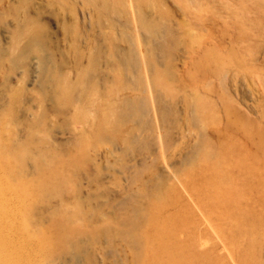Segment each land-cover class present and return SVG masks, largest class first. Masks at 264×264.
I'll return each instance as SVG.
<instances>
[{
	"label": "rangeland",
	"instance_id": "374dc122",
	"mask_svg": "<svg viewBox=\"0 0 264 264\" xmlns=\"http://www.w3.org/2000/svg\"><path fill=\"white\" fill-rule=\"evenodd\" d=\"M142 17L166 34L153 39ZM35 33L40 52L25 48ZM165 39L167 55L153 48ZM0 51L8 254L264 264V0H0ZM92 65L90 95L59 102L51 79L77 85ZM51 171L58 181L43 193Z\"/></svg>",
	"mask_w": 264,
	"mask_h": 264
},
{
	"label": "bare ground",
	"instance_id": "6f19581e",
	"mask_svg": "<svg viewBox=\"0 0 264 264\" xmlns=\"http://www.w3.org/2000/svg\"><path fill=\"white\" fill-rule=\"evenodd\" d=\"M141 24L143 26V28L146 30V32L154 39V37L156 36H160V35H165L167 32V27L164 24V22L162 21H158L156 19H151L148 17H142L141 18ZM29 24V23H28ZM30 25V24H29ZM30 34V33H29ZM28 34V35H29ZM35 36V37H34ZM34 36H31L28 38V43H27V47H25L26 49H32L34 51L40 52L43 50V48H41L42 43L41 41H39V35H37L36 33L34 34ZM172 40L169 41V39H165L164 42L162 43H158L155 40H152L153 42L155 41V43L153 44V48L157 49L158 51H160L161 53H165L166 55L170 52V44H172ZM85 42V41H84ZM169 51V52H168ZM7 57V52L5 51H0V64L3 62V60ZM13 57V56H12ZM15 57V59H14ZM13 59L16 60L17 57L14 56ZM129 59L132 60L131 63H133V65L136 63L134 56L132 54V52L129 53ZM232 58V57H231ZM43 59L45 60L46 64L49 63V61H52L53 64L49 67L52 69L53 71V75L56 74V77H58L60 70L58 65L55 62L54 59V55H52L51 53L46 54L43 56ZM126 65V63H125ZM92 66H88L85 69V77H82V79L80 80V82L76 85V83H73L70 80H62L64 81L62 84H60L59 82H56V80H54L53 78L51 79L53 85H54V92H55V96L57 98V100L59 102H63V103H72V102H76V101H81L82 99H84L87 95L89 96L91 93V85H93V72L95 67ZM139 66V65H138ZM198 66V65H197ZM210 67V65H209ZM216 68V67H214ZM222 68V67H221ZM135 69V68H134ZM133 69V70H134ZM137 69V68H136ZM139 69V68H138ZM222 70V69H221ZM83 75V76H84ZM192 76V75H191ZM82 85V86H81ZM96 90V89H95ZM94 92V91H93ZM96 94V93H95ZM94 95V94H93ZM129 100V99H128ZM144 101V100H143ZM146 104V103H145ZM129 106L131 108V110L135 113L138 114L140 116H143L145 114H147L149 112L148 108L146 107V105L139 103L137 101H132L129 102ZM115 108V107H114ZM82 109V108H81ZM127 112H125L126 114ZM165 112V116H166ZM107 114V113H106ZM124 114V115H125ZM169 114V113H167ZM107 116V115H106ZM167 117V116H166ZM23 121L25 122V124L29 127H32L31 122L29 121V119L25 118L23 119ZM16 141V140H15ZM19 142V141H18ZM23 144V143H21ZM45 145V144H44ZM42 145V147L44 146ZM45 148V147H44ZM47 148V147H46ZM264 148V147H263ZM8 150V148H7ZM9 151V150H8ZM47 152V149H43L42 154H40L39 156H45ZM254 154V153H253ZM2 155V152H1ZM28 155V152L24 150V152H22V158L25 159ZM37 162L38 157L36 158ZM210 171V170H209ZM56 174L55 172L51 171L50 175L46 176V180L43 181V188H42V192L43 193H48V192H52L51 189V185H53L54 182L58 181V178L55 180ZM222 186V185H221ZM60 188V187H59ZM54 190V189H53ZM229 195H231L229 193ZM53 196V195H51ZM135 216V215H134ZM131 218V217H130ZM132 219V218H131ZM130 219V221H131ZM124 222V221H123ZM135 222V223H134ZM60 223V222H59ZM132 223V222H131ZM142 223V219H140V217L135 216V218L133 219V225L134 228L138 227L139 224ZM123 224V223H122ZM3 220L0 221V264H21L24 259L21 255V248L18 245H10L13 249L14 252H12L11 254H8L6 252V248L3 246V242H5V235L2 234L3 231ZM127 228V227H126ZM125 229V228H123ZM122 229V230H123ZM4 230H6L4 228ZM123 232V231H122ZM161 236V235H160ZM9 239H11V236L8 237ZM13 239V238H12ZM155 239V238H154ZM77 241V240H76ZM207 241V240H206ZM205 241V242H206ZM17 243V242H16ZM160 244V243H159ZM146 245V244H145ZM143 246V245H141ZM145 248V247H143ZM77 250L76 248H73V250ZM155 249V248H154ZM17 254V255H16ZM189 259V258H188ZM23 260V261H22ZM28 261V260H26ZM25 261V262H26ZM54 264V263H53Z\"/></svg>",
	"mask_w": 264,
	"mask_h": 264
}]
</instances>
